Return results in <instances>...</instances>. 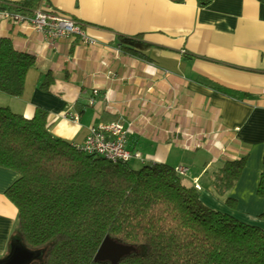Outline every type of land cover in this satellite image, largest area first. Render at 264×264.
I'll list each match as a JSON object with an SVG mask.
<instances>
[{
  "label": "crops",
  "instance_id": "0c3cea01",
  "mask_svg": "<svg viewBox=\"0 0 264 264\" xmlns=\"http://www.w3.org/2000/svg\"><path fill=\"white\" fill-rule=\"evenodd\" d=\"M24 1L0 0V38L31 55L34 65L23 94L0 92V107L24 118L45 110L50 133L74 145L93 126L131 123L127 149L139 158L130 168L186 166L181 182L199 186L206 206L264 229V198L257 196L264 164V2L211 0L201 7L198 0H39L35 10L78 21L96 41L65 37L52 48L4 17L3 11ZM47 74L53 81L42 92ZM242 156L240 178L217 196L215 173ZM17 177L0 168V264L41 257L23 246L17 209L4 195ZM226 197L236 201L235 209L226 206Z\"/></svg>",
  "mask_w": 264,
  "mask_h": 264
},
{
  "label": "trees",
  "instance_id": "16d2710c",
  "mask_svg": "<svg viewBox=\"0 0 264 264\" xmlns=\"http://www.w3.org/2000/svg\"><path fill=\"white\" fill-rule=\"evenodd\" d=\"M38 1L7 10L30 16ZM33 65L31 55L0 38V92L21 96ZM52 81L45 75L39 89L48 92ZM246 159L222 164L213 177L217 196L234 187ZM0 168L18 175L4 195L17 209L23 246L45 251L31 264H111L94 261L105 237L134 248L117 264H264V229L209 208L166 164L134 170L83 153L50 133L43 109L24 118L0 107ZM257 196L264 198V164ZM224 202L237 206L230 197Z\"/></svg>",
  "mask_w": 264,
  "mask_h": 264
},
{
  "label": "built area",
  "instance_id": "2783aa9c",
  "mask_svg": "<svg viewBox=\"0 0 264 264\" xmlns=\"http://www.w3.org/2000/svg\"><path fill=\"white\" fill-rule=\"evenodd\" d=\"M3 14L9 22L24 25L34 33L43 36L52 48L58 40L65 37L76 38L86 45L96 44V41L87 35L83 24L47 10H34L30 16L13 10H5ZM262 93L264 94V90ZM97 96L98 90L94 89L89 99L91 106L96 103ZM65 116L73 122L78 120L75 115L69 113ZM132 134L131 123L123 124L115 121L100 124L91 127L83 142L77 144L76 148L87 155L102 157L112 164L129 163L133 158H139V154H133L127 149L128 138ZM174 171L179 177H184L188 174L189 168L177 166L174 167ZM196 189L201 188L196 185Z\"/></svg>",
  "mask_w": 264,
  "mask_h": 264
},
{
  "label": "water",
  "instance_id": "95a60500",
  "mask_svg": "<svg viewBox=\"0 0 264 264\" xmlns=\"http://www.w3.org/2000/svg\"><path fill=\"white\" fill-rule=\"evenodd\" d=\"M260 1L264 2V0ZM133 250L132 246H125L109 237H105L94 256V261L117 264L120 259L130 254Z\"/></svg>",
  "mask_w": 264,
  "mask_h": 264
},
{
  "label": "rangeland",
  "instance_id": "374dc122",
  "mask_svg": "<svg viewBox=\"0 0 264 264\" xmlns=\"http://www.w3.org/2000/svg\"><path fill=\"white\" fill-rule=\"evenodd\" d=\"M235 208H236V207H235ZM235 208H233V209H235ZM44 252H45L44 250H39V251L35 252V253H37V255L41 254V257H40L39 259H37V261H39V260H42V259H43Z\"/></svg>",
  "mask_w": 264,
  "mask_h": 264
}]
</instances>
